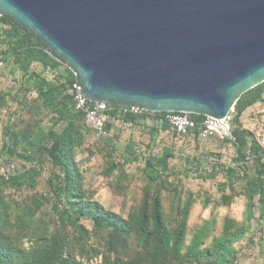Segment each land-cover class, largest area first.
<instances>
[{
  "label": "rangeland",
  "instance_id": "374dc122",
  "mask_svg": "<svg viewBox=\"0 0 264 264\" xmlns=\"http://www.w3.org/2000/svg\"><path fill=\"white\" fill-rule=\"evenodd\" d=\"M2 32L0 27V38ZM5 59L0 69V163L6 164L0 166V174L7 178L30 168L22 159L23 137L35 140L44 138L51 129H60L29 74L58 89L64 79L59 71L37 62L30 63L25 73L12 57ZM261 129L264 131V127ZM262 130L259 133L264 134ZM14 136H18L19 143L17 151L11 154L7 147ZM81 138L75 155L86 200L127 219L140 204L143 191L157 189L165 217L172 227L177 206L190 203L186 245L202 226L212 223L205 246L214 238H221L228 249L218 264H264L259 190L251 185L256 178V164L254 159L239 161L232 143L192 134L179 137L162 130L150 117L134 123L112 121L103 134L82 127ZM165 149L168 150L166 169L155 164ZM48 167L46 164L25 186L8 182L1 187L0 221L5 219L13 241L26 249L33 243L30 234L34 225L50 234L61 226V221L70 222L68 214L60 216L52 210L53 198L46 185ZM27 210L33 211L32 221L27 220L31 231L26 227L22 230L19 224L26 223L28 216L22 213H28ZM78 224L87 233L85 244L93 245V251L100 253L85 255L82 263L100 264L101 254L108 251L106 232L96 230L88 217L80 219ZM72 230L68 223L65 235L71 236Z\"/></svg>",
  "mask_w": 264,
  "mask_h": 264
},
{
  "label": "water",
  "instance_id": "95a60500",
  "mask_svg": "<svg viewBox=\"0 0 264 264\" xmlns=\"http://www.w3.org/2000/svg\"><path fill=\"white\" fill-rule=\"evenodd\" d=\"M93 103L230 116L264 83V0H0Z\"/></svg>",
  "mask_w": 264,
  "mask_h": 264
},
{
  "label": "trees",
  "instance_id": "16d2710c",
  "mask_svg": "<svg viewBox=\"0 0 264 264\" xmlns=\"http://www.w3.org/2000/svg\"><path fill=\"white\" fill-rule=\"evenodd\" d=\"M0 27L3 28L0 55L4 56V60L6 57H12L14 63L19 64L25 73L28 72L30 63L37 62L43 67L59 71L64 79L61 89H58L40 80V77L33 73L29 74V77L34 79L33 85L43 94L46 107L54 118V124L60 125V129L49 130L44 138L21 139L24 150L22 159L29 163L30 168L23 173L8 175L7 178L0 174V193L1 187L6 186L8 182L18 186L27 185L28 180L33 181V176L38 175L40 169L49 164L46 185L49 195L53 198L52 210L60 216L68 214L70 220L61 221V226L50 234L34 225L30 234L34 240L31 247L26 249L13 241L5 226L7 222L1 219L0 264H83L81 259H84L85 255L94 253L93 255L98 256L100 253L93 251V245L85 244L87 233L83 225L78 224V221L85 217L92 221L96 230L106 232L108 251L101 254L100 264H218L222 261L224 253L228 250L223 239L214 238L210 245L205 246L212 223L202 226L193 235L189 245H186L189 202L182 207L177 206L176 221L172 227L165 217L163 200L157 189L152 191L146 188L140 204L131 211L127 219L105 210L97 202L85 199L83 178L77 166L75 150L82 141L81 128L90 129L84 123V115L77 112L73 105L70 92L74 81L72 74L56 57L45 51L44 45L38 39L28 34L11 18L0 16ZM263 95L264 83L241 95L230 116L232 135L235 138L232 144L238 153V160H245L247 150H250L254 157L256 178L251 185L259 190L260 218L264 228V152L259 147L256 136L242 129L240 123L242 112L253 104L264 101ZM107 106L109 110L103 132L109 128L110 122L115 120L134 123L148 117L160 124L162 130H168V126L160 121L164 113L122 114L118 112L120 106L115 103H107ZM189 116L196 123L205 119L202 115ZM192 135L198 136V129H195ZM10 140L11 145L7 150L14 154L18 148V136ZM5 164L0 163V166L4 167ZM155 164L167 168V149ZM27 211L28 213H22L28 216L26 223H19L22 230L24 227L30 230L31 224L27 220L33 219V211ZM72 216H75V220H72ZM68 223L73 229L71 236L64 233ZM128 253L131 254L128 256Z\"/></svg>",
  "mask_w": 264,
  "mask_h": 264
},
{
  "label": "built area",
  "instance_id": "2783aa9c",
  "mask_svg": "<svg viewBox=\"0 0 264 264\" xmlns=\"http://www.w3.org/2000/svg\"><path fill=\"white\" fill-rule=\"evenodd\" d=\"M4 65V56L0 55V69ZM70 72L74 79L70 92L75 110L84 115V123L90 130L97 134H103L104 125L107 120V111L109 110L107 103H93L89 101L81 90L79 75L73 70H70ZM118 112L141 115L146 111L135 107H119ZM160 121L168 126V131L179 137L190 135L195 129H198L199 136L203 139L220 138L228 140L231 143L235 142V138L232 135L231 116L224 119L205 117L200 123H196L186 113H164L160 117ZM257 143L264 152V135L257 138ZM253 159L254 157L250 153V150H247L245 152V160L251 162Z\"/></svg>",
  "mask_w": 264,
  "mask_h": 264
},
{
  "label": "crops",
  "instance_id": "0c3cea01",
  "mask_svg": "<svg viewBox=\"0 0 264 264\" xmlns=\"http://www.w3.org/2000/svg\"><path fill=\"white\" fill-rule=\"evenodd\" d=\"M240 123L242 129L250 131L254 135L259 134V137L264 135L259 133L262 130L261 127H264V101L255 103L245 109L240 116ZM262 132L264 131L262 130Z\"/></svg>",
  "mask_w": 264,
  "mask_h": 264
}]
</instances>
